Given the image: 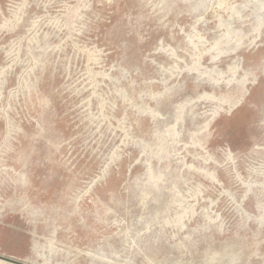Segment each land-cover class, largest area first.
<instances>
[{
    "label": "rangeland",
    "instance_id": "rangeland-1",
    "mask_svg": "<svg viewBox=\"0 0 264 264\" xmlns=\"http://www.w3.org/2000/svg\"><path fill=\"white\" fill-rule=\"evenodd\" d=\"M0 264H264V0H0Z\"/></svg>",
    "mask_w": 264,
    "mask_h": 264
},
{
    "label": "water",
    "instance_id": "water-1",
    "mask_svg": "<svg viewBox=\"0 0 264 264\" xmlns=\"http://www.w3.org/2000/svg\"><path fill=\"white\" fill-rule=\"evenodd\" d=\"M0 259H2V258L0 257Z\"/></svg>",
    "mask_w": 264,
    "mask_h": 264
}]
</instances>
